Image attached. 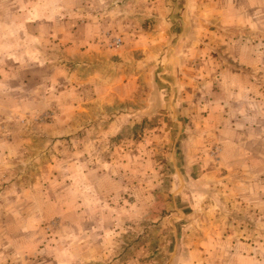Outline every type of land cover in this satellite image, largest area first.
I'll return each mask as SVG.
<instances>
[{
  "label": "rangeland",
  "instance_id": "374dc122",
  "mask_svg": "<svg viewBox=\"0 0 264 264\" xmlns=\"http://www.w3.org/2000/svg\"><path fill=\"white\" fill-rule=\"evenodd\" d=\"M83 1L0 0V264H264V156L218 163L235 64L194 0Z\"/></svg>",
  "mask_w": 264,
  "mask_h": 264
},
{
  "label": "crops",
  "instance_id": "0c3cea01",
  "mask_svg": "<svg viewBox=\"0 0 264 264\" xmlns=\"http://www.w3.org/2000/svg\"><path fill=\"white\" fill-rule=\"evenodd\" d=\"M103 1H83L82 9L87 13L88 22L95 12L93 8L98 5L102 7ZM145 5L150 9L154 7V2L145 0ZM188 5L197 14L195 22L199 28L207 29L210 33L206 35L209 45L224 47V53L235 64L231 68H225L222 74L227 76L224 84L228 94L226 100L210 103L208 117L211 121L215 118V122L211 123L209 135L211 139H217L214 153L218 158L220 155L219 165L227 162L231 170H244L249 165L243 156H264V0H194L193 4ZM206 13L207 17L204 16ZM250 29L258 32V37L249 38L246 30ZM24 48L20 46L19 53ZM27 53L28 51L14 58L4 51L2 58L17 59L18 62H30L35 57L39 58L37 54L29 56ZM206 54L201 56L206 59ZM210 56L213 58L211 54ZM257 149L259 152H256ZM262 168L260 165L252 173L262 174ZM257 202L260 203L258 200ZM233 249L239 255L236 256V263H255L252 255L254 250L247 246ZM210 263L209 260L205 264Z\"/></svg>",
  "mask_w": 264,
  "mask_h": 264
},
{
  "label": "built area",
  "instance_id": "2783aa9c",
  "mask_svg": "<svg viewBox=\"0 0 264 264\" xmlns=\"http://www.w3.org/2000/svg\"><path fill=\"white\" fill-rule=\"evenodd\" d=\"M122 44L121 40H115V43H113V46L119 47Z\"/></svg>",
  "mask_w": 264,
  "mask_h": 264
}]
</instances>
